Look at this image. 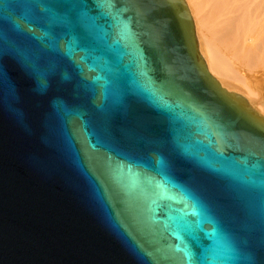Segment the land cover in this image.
<instances>
[{
  "label": "water",
  "instance_id": "1",
  "mask_svg": "<svg viewBox=\"0 0 264 264\" xmlns=\"http://www.w3.org/2000/svg\"><path fill=\"white\" fill-rule=\"evenodd\" d=\"M189 249L264 264V116L209 74L185 1L0 0V264Z\"/></svg>",
  "mask_w": 264,
  "mask_h": 264
},
{
  "label": "bare ground",
  "instance_id": "2",
  "mask_svg": "<svg viewBox=\"0 0 264 264\" xmlns=\"http://www.w3.org/2000/svg\"><path fill=\"white\" fill-rule=\"evenodd\" d=\"M209 74L264 116V0H184Z\"/></svg>",
  "mask_w": 264,
  "mask_h": 264
},
{
  "label": "snow or ice",
  "instance_id": "3",
  "mask_svg": "<svg viewBox=\"0 0 264 264\" xmlns=\"http://www.w3.org/2000/svg\"><path fill=\"white\" fill-rule=\"evenodd\" d=\"M185 207L187 208V205H185ZM191 214V215H199L198 212H196L195 210H193L191 213L189 212H185L184 215H180V216H170L169 217V223L166 225V227H169L171 230L175 231H191L193 226L196 227H202V225L198 222V221H189L188 219H186V217ZM209 235H212L213 237H215L216 233L215 230L213 231V233H210ZM214 244L219 246V242L216 241L214 239ZM226 253H230L229 249H225ZM214 254H215V248H214ZM186 258H187V264H198L197 262V258H196V254L194 252H192L190 249L186 252ZM223 259H227L229 258L228 255H225L222 257Z\"/></svg>",
  "mask_w": 264,
  "mask_h": 264
}]
</instances>
